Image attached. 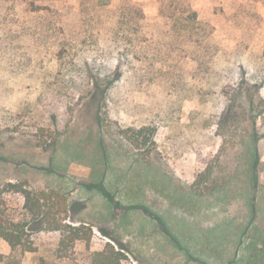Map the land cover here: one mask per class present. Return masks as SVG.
<instances>
[{
    "label": "rangeland",
    "instance_id": "1",
    "mask_svg": "<svg viewBox=\"0 0 264 264\" xmlns=\"http://www.w3.org/2000/svg\"><path fill=\"white\" fill-rule=\"evenodd\" d=\"M133 1L149 19L157 15L155 0ZM5 2L0 196L13 223H28L34 251L10 252L0 238L3 264H83L106 245L122 253L120 264H264V7L191 0L220 49L239 42L238 53L219 56L209 78L176 60L168 63L173 75L146 79L143 63L108 55L117 38L81 28L75 49L61 54L54 36L36 32L34 16ZM242 65L254 75L220 77ZM239 84L240 92L253 88L252 100L235 92ZM141 126L154 129L156 149L146 158L118 133ZM9 183L34 204L50 206L41 193H57L67 213L55 219L85 226L89 238L56 254L59 235L37 231L23 196L3 192Z\"/></svg>",
    "mask_w": 264,
    "mask_h": 264
},
{
    "label": "trees",
    "instance_id": "2",
    "mask_svg": "<svg viewBox=\"0 0 264 264\" xmlns=\"http://www.w3.org/2000/svg\"><path fill=\"white\" fill-rule=\"evenodd\" d=\"M155 1L158 12L153 19H149L142 5L133 0H7L5 3L11 2V8L18 15L28 13L34 16L36 32L47 31L49 36H54L57 40L55 47L61 54L75 49L81 28L87 33L91 31L96 34L97 38L103 35H111L114 40L117 38L119 40H116L117 45L109 50L108 55L112 60L123 61L124 64H130L133 60L143 63L142 71L146 79H153L159 75H173L168 63L176 60H186L190 65L189 72L193 75L202 74L209 78L215 73L214 65L219 56L221 58L238 53L239 42L230 52L220 49L215 41V28L210 22L198 20L191 0ZM258 3L264 7V0H248L246 4H239V9L245 12V7L254 8ZM111 8L114 11L107 19L105 14ZM259 20L264 21V18L259 17ZM261 61H263L261 71H264V51ZM105 70L110 71L106 66ZM237 71L246 77L254 75L253 69L242 65L237 68L225 67L220 71V77H230ZM114 73L115 71L112 75L117 81L124 79L122 73L115 75ZM108 78L105 76V83L108 82ZM240 91L241 84L237 86L235 92L252 100V87H245L242 92ZM153 131L151 127L141 126L137 129L127 127L118 133L131 147L141 153L143 158H146L156 149ZM251 136L254 139L252 133ZM254 154L256 161V152ZM207 175L203 176L202 180H206ZM3 192L23 196L25 202L22 211L31 214L32 221L40 220L38 232H53L59 235L56 254L72 248L76 241L84 240L90 234V229L83 225L78 227L61 225L55 219L56 214L66 217L67 213L64 199L61 200L57 193H41L38 200L53 202L50 206H45L39 205L37 201L34 204L35 196L24 190L22 185L9 183ZM27 226V222L13 223L9 219L5 202L0 196V238L10 252L34 251L32 241L29 239L31 231ZM122 256V253L115 251L111 245H106L101 252L93 253L83 264H120ZM0 264H3L1 255Z\"/></svg>",
    "mask_w": 264,
    "mask_h": 264
}]
</instances>
